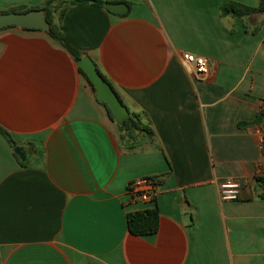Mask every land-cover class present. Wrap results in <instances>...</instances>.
<instances>
[{"label":"crops","instance_id":"obj_1","mask_svg":"<svg viewBox=\"0 0 264 264\" xmlns=\"http://www.w3.org/2000/svg\"><path fill=\"white\" fill-rule=\"evenodd\" d=\"M47 0H0V14ZM55 24L153 135L121 139L69 51L46 31L0 29V264H264V14L223 17L224 0H103ZM257 7L260 0H229ZM250 30V32H247ZM184 53L205 57L193 77ZM20 159V158H19ZM21 160V159H20ZM22 161V160H21ZM154 177L153 203L127 193ZM242 183L238 201L219 185ZM157 207L159 231L127 215Z\"/></svg>","mask_w":264,"mask_h":264},{"label":"trees","instance_id":"obj_2","mask_svg":"<svg viewBox=\"0 0 264 264\" xmlns=\"http://www.w3.org/2000/svg\"><path fill=\"white\" fill-rule=\"evenodd\" d=\"M107 2L103 0H47L41 7L32 8V9H24L18 10L19 13H25L32 10H43L47 14V20L50 23V30L47 32L52 38L61 43L71 54L75 62L79 63L83 58L82 53L76 49L64 36L61 29L54 22V15L59 14L60 16L64 15L68 9L74 6L80 5H94L98 7H105ZM130 7V3L128 4ZM221 16L227 17H238V18H249L254 14H264V0H260V3L257 7L247 6L241 3L224 0L220 6ZM264 24V20L258 25L253 31L252 34H257L260 30V27ZM250 32L247 28V32ZM80 72L85 76L87 82L91 86L93 92L95 93L96 102L104 107L107 112V115L114 122V117L111 109L105 103L99 101L96 97V91L79 67ZM102 74V73H101ZM102 76L106 79V77L102 74ZM107 80V79H106ZM108 81V80H107ZM115 123V122H114ZM116 124V123H115ZM247 125H258L264 126V101L261 110L257 113L256 118L251 123H243L240 124L241 127H245ZM118 131L121 134V139H125L130 136L134 131L145 133L148 136L153 135V131L149 126L143 125L137 116H130V119L124 122L122 125L116 124ZM0 133L6 138L10 146L15 150L18 145L12 138V136L5 131L2 127H0ZM262 153L264 156V135H263V143H262ZM17 159L21 162L22 165L26 166L28 161H21L19 157L16 155ZM257 181L264 186V175L256 177ZM156 183L160 186L159 181L156 179ZM127 223L129 232L136 236H145V235H153L159 231L160 227V214L157 207L145 209L143 211H136L128 213L127 215Z\"/></svg>","mask_w":264,"mask_h":264},{"label":"water","instance_id":"obj_3","mask_svg":"<svg viewBox=\"0 0 264 264\" xmlns=\"http://www.w3.org/2000/svg\"><path fill=\"white\" fill-rule=\"evenodd\" d=\"M105 8L113 13L122 15L126 14L129 10L128 5L125 3H106ZM11 26H18L24 29H38L46 32L50 30L47 14L43 10L0 14V29ZM78 66L92 83L97 99L111 109L114 122L122 125L128 121L130 119V112L127 106L121 101L112 85L102 76L95 62L89 57H84L80 60ZM15 153L22 161H26L27 158L20 148H16Z\"/></svg>","mask_w":264,"mask_h":264},{"label":"built area","instance_id":"obj_4","mask_svg":"<svg viewBox=\"0 0 264 264\" xmlns=\"http://www.w3.org/2000/svg\"><path fill=\"white\" fill-rule=\"evenodd\" d=\"M183 65L193 77L203 79L210 73L208 60L205 57L191 53L182 56ZM242 183L238 180L227 179L219 185V197L223 202L238 201L240 198ZM127 193L133 202L153 203L159 193V185L156 178L145 177L132 181Z\"/></svg>","mask_w":264,"mask_h":264}]
</instances>
